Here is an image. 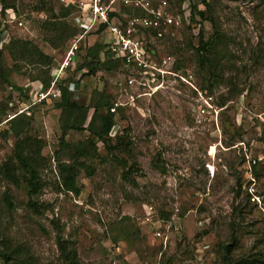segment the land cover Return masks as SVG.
<instances>
[{
    "label": "rangeland",
    "instance_id": "rangeland-1",
    "mask_svg": "<svg viewBox=\"0 0 264 264\" xmlns=\"http://www.w3.org/2000/svg\"><path fill=\"white\" fill-rule=\"evenodd\" d=\"M158 1H165L174 17L185 8L175 0ZM207 1L224 37L219 55L227 66L223 80L210 94L222 109L217 124L207 117L197 118L194 111V89L201 91L206 76L196 69L189 46L192 27H187L185 16L172 29L173 36L157 42L151 35L149 39L158 55L181 60L182 70L187 72L177 73L190 74L191 85L179 79L166 81L152 98L139 99L134 107L123 110L116 129L120 135L127 131L131 157L121 151L110 157L99 148L96 157L87 162L93 175L80 171L77 177L78 195L60 188L55 153L62 164L69 163L71 155L62 151L60 138L65 132L66 143L86 140L88 133L68 128L86 124L89 112L85 107L94 91L106 88L113 100L117 97L115 83L123 78V67L109 65V73L75 82L73 99L84 108L77 113L57 109L60 98L37 103L35 92L41 87L34 84L30 102L36 104L29 115L22 113L31 115L29 125L17 124L15 129L20 139L30 136L45 144L41 156L48 161L40 171L43 190L34 198L41 214L28 208L24 184L16 188L0 183V249L11 251L18 264H63L58 240L74 250L82 264H226L221 246L231 243L229 261H264V172L256 178L254 188L260 197L259 209L247 202L246 176L239 163L245 155L264 157V0ZM9 2L18 6L24 22L23 28L9 27L10 35L31 40L55 65L61 62L63 50H52L44 42L39 18L29 13L33 0ZM202 29L206 38L213 32L208 22ZM2 63L6 69L13 67L6 53ZM19 65V72L10 73L9 79L16 87H24L38 68ZM69 74L79 79L73 68L66 71ZM49 77L52 79V71ZM30 102L0 80V164L11 155L15 143V135L5 123ZM4 132L8 134L2 136ZM207 162L215 167L213 178L205 173ZM127 172L131 175L124 178ZM238 179L242 184L239 193ZM4 194L11 196L13 207L4 205ZM143 205L158 212L180 208V229L171 232L166 246L141 225ZM237 206L244 208L240 216L234 211Z\"/></svg>",
    "mask_w": 264,
    "mask_h": 264
},
{
    "label": "trees",
    "instance_id": "trees-1",
    "mask_svg": "<svg viewBox=\"0 0 264 264\" xmlns=\"http://www.w3.org/2000/svg\"><path fill=\"white\" fill-rule=\"evenodd\" d=\"M179 3L181 8L185 4V9H180L179 15L184 20L185 16H188V21H184L187 27H192V41L189 42L190 48H192L196 60V69L200 74H203L205 79L200 90L204 93L211 94L214 86H217L223 80L226 72V67L222 63L219 50L225 46L224 37L219 32L213 15L210 13V5L207 0H175ZM184 2V3H183ZM0 27L1 22L7 18L6 11L13 10L15 18L21 16L17 5L10 4L9 0H0ZM21 6V5H20ZM57 6V11H55ZM73 7H63L57 5L53 0H33V4L29 10V13L39 18V30L43 33L44 42L52 50H63L64 44L76 35L71 15ZM46 15L45 19L40 18V15ZM139 11L128 12V16L139 15ZM123 13L118 14L122 16ZM184 15V17H183ZM208 22L212 27V34L209 37H205L202 29V24ZM193 24V25H192ZM7 28V26L5 27ZM195 32V33H194ZM46 36V37H44ZM12 41L8 46L0 49V80L8 86L19 92V98L31 101V92L33 91L34 84L41 87V91L46 92L51 85L52 79L49 77V71L55 66L54 60L49 55H46L41 49L27 38L19 36H11ZM6 53L13 63L12 69H6L2 63L3 54ZM34 66L38 68V73L33 77L31 82L24 87H16L15 84L9 79L10 73H17L20 70L21 65ZM181 60L174 59V71L184 74L187 71L182 70ZM109 65H119L113 62L108 56L106 46L100 42L93 43L78 55V60L74 63L72 68L74 74H79V79L75 80V77H69L66 75L59 84L60 100L55 103V107L59 110L67 111L68 113H77L84 111L83 107H79L73 99L74 83H79L80 80L85 77L96 76L98 73H109ZM70 68V69H72ZM46 70V71H44ZM52 78V77H51ZM35 92V91H34ZM10 99V97H8ZM113 102V97L107 92L106 88L94 91L89 104L85 107V110L89 112V116L86 124L82 126L69 127V130L86 132L88 137L83 142L76 144H69L65 141L66 133L63 132L60 138L59 144L62 151L68 150L71 155L68 162L62 164L60 158L57 157L59 153H55V159L57 161L58 177L61 180L60 188L64 192L74 193L78 195L80 193V187L77 186V177L80 171H84L86 176H92L94 170L87 162L90 157H96L99 148L104 149L107 156H115V152H120L131 157V143L125 141L127 131H124L122 135L116 133L114 136H109L110 132L117 123V117L121 114L119 110L117 117L109 113L108 109ZM31 103V102H30ZM43 103V102H42ZM224 104V102L222 103ZM7 106V105H6ZM31 116V115H30ZM25 117L19 114L8 120L5 124L8 125L10 132L15 135V143L11 152V155L0 164V183L13 185L16 188H20L22 184L25 185L26 194L28 196V208L36 215L41 214L40 204L35 201L36 198L43 190V184L40 180V171L46 168L48 159L41 156V150L44 147V142L41 139L35 137L19 138V132L15 129V125L20 124L24 127L29 125L31 118ZM122 118V117H121ZM8 134L4 132L2 136ZM233 145H228L227 148ZM57 157V158H56ZM117 160V157H114ZM123 167H126V161H120ZM240 165L244 163V157H241ZM264 168H253V175L258 178L263 174ZM124 178L131 175L130 172L123 173ZM246 184L248 185L247 179ZM238 193L241 191L242 184L239 179L237 180ZM245 196L247 202L249 198L246 192ZM3 203L7 208L13 207L11 196L4 194ZM256 207L255 205H252ZM243 207H235L234 211L237 215L243 213ZM159 217L162 220H168L170 212L159 211ZM59 246L60 255L62 257L63 264H82L74 250H71L63 245L61 240L57 241ZM234 245L226 244L222 245V258L226 264H264L261 260L242 259L240 261H229ZM11 251L7 249H0V264H18L19 261H15ZM229 259V260H228Z\"/></svg>",
    "mask_w": 264,
    "mask_h": 264
},
{
    "label": "built area",
    "instance_id": "built-area-1",
    "mask_svg": "<svg viewBox=\"0 0 264 264\" xmlns=\"http://www.w3.org/2000/svg\"><path fill=\"white\" fill-rule=\"evenodd\" d=\"M57 5L73 7L71 15L72 23L77 30L75 36L71 37L65 44L62 61L52 69V81L50 89L46 92H35L34 100L37 103L53 101L60 98L59 84L66 76V71L72 68L78 60L79 53L90 46V35L97 34L101 37L98 41L106 46L108 56L113 62L121 65L124 76L115 83L118 90L117 97L111 103L108 111L117 117L119 110H127L134 107L139 99L152 98L166 81L179 79L187 85L190 84L192 76L178 75L174 71L173 56H160L154 50L156 42L164 37L173 36L172 29L182 22L179 14L174 17L168 11L165 1L151 0H53ZM186 7V6H185ZM185 9L184 7L182 10ZM1 10V6H0ZM139 11L141 14L128 16V12ZM123 13L120 17L118 14ZM7 18L1 22L0 27V49L8 46L11 35L9 27L23 28L24 22L21 16L14 17L13 10L6 11ZM46 15L41 14L40 18L45 19ZM7 26V28H5ZM195 33V32H194ZM193 88V86H192ZM75 91L74 86L72 87ZM196 91L195 114L197 118H210L216 125L219 113L222 110L216 105L210 94ZM75 93V92H74ZM19 104V103H18ZM36 104L32 101L28 106L20 108L17 114L9 116V120L26 112ZM114 126L109 136L118 133ZM264 168V157H252L245 155L242 168L248 185L245 192L249 202L261 209L260 197L254 191L256 178L253 175V168ZM205 173L213 178L215 167L212 163L204 164ZM144 217L141 225L145 227L152 238L161 240L166 246L171 232L180 229L181 215L178 206L170 211L168 220H162L158 211L151 205H143Z\"/></svg>",
    "mask_w": 264,
    "mask_h": 264
},
{
    "label": "crops",
    "instance_id": "crops-1",
    "mask_svg": "<svg viewBox=\"0 0 264 264\" xmlns=\"http://www.w3.org/2000/svg\"><path fill=\"white\" fill-rule=\"evenodd\" d=\"M92 38H93V40H92ZM92 42H91V41ZM98 41H101V37H99L97 34H95V35H90V37H89V42H90V44H93V43H97ZM84 85H82V87H83ZM84 88V87H83Z\"/></svg>",
    "mask_w": 264,
    "mask_h": 264
}]
</instances>
